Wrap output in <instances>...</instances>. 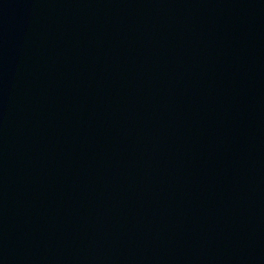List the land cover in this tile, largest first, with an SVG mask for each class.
<instances>
[{"label":"water","instance_id":"water-1","mask_svg":"<svg viewBox=\"0 0 264 264\" xmlns=\"http://www.w3.org/2000/svg\"><path fill=\"white\" fill-rule=\"evenodd\" d=\"M0 109L216 264H264V0H0Z\"/></svg>","mask_w":264,"mask_h":264}]
</instances>
